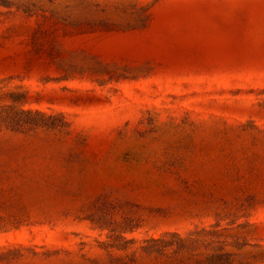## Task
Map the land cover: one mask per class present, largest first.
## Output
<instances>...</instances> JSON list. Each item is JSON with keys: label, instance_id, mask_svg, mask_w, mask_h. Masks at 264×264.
<instances>
[{"label": "rangeland", "instance_id": "1", "mask_svg": "<svg viewBox=\"0 0 264 264\" xmlns=\"http://www.w3.org/2000/svg\"><path fill=\"white\" fill-rule=\"evenodd\" d=\"M0 264H264V0H0Z\"/></svg>", "mask_w": 264, "mask_h": 264}, {"label": "trees", "instance_id": "2", "mask_svg": "<svg viewBox=\"0 0 264 264\" xmlns=\"http://www.w3.org/2000/svg\"><path fill=\"white\" fill-rule=\"evenodd\" d=\"M28 113H30V112H28ZM37 114H38V113H37ZM12 123H13V125H15V126L18 124L17 122H16V123H14V121H13V120H12Z\"/></svg>", "mask_w": 264, "mask_h": 264}]
</instances>
